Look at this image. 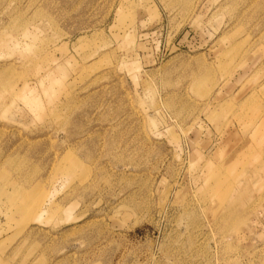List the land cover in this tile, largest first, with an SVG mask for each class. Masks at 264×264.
Wrapping results in <instances>:
<instances>
[{
    "label": "rangeland",
    "instance_id": "1",
    "mask_svg": "<svg viewBox=\"0 0 264 264\" xmlns=\"http://www.w3.org/2000/svg\"><path fill=\"white\" fill-rule=\"evenodd\" d=\"M0 264H264V0H0Z\"/></svg>",
    "mask_w": 264,
    "mask_h": 264
}]
</instances>
